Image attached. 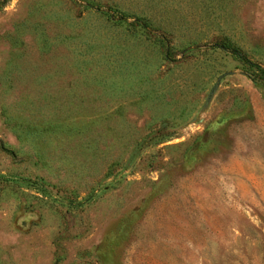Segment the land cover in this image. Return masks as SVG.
Segmentation results:
<instances>
[{
  "label": "rangeland",
  "instance_id": "obj_1",
  "mask_svg": "<svg viewBox=\"0 0 264 264\" xmlns=\"http://www.w3.org/2000/svg\"><path fill=\"white\" fill-rule=\"evenodd\" d=\"M222 41L264 70V0H7L0 264H264V80Z\"/></svg>",
  "mask_w": 264,
  "mask_h": 264
},
{
  "label": "trees",
  "instance_id": "obj_2",
  "mask_svg": "<svg viewBox=\"0 0 264 264\" xmlns=\"http://www.w3.org/2000/svg\"><path fill=\"white\" fill-rule=\"evenodd\" d=\"M6 3H7V0H0V9L4 8ZM113 16H116L118 24L125 25L126 28L131 31L132 35L135 33L136 29L131 28V26L134 27L135 24H137V26L140 28L148 29L149 26L152 24V21L150 18H145V19L143 18L145 20L144 21V20H140V18H138L137 16H134L135 17L134 21L128 23V18L130 17L126 16L125 14H118V15L113 14ZM151 28L152 30H155L157 33H159L157 34L160 37L159 41H166V37L171 35L170 33H172V30H173V29L171 30L170 26H168L165 29L164 27H160V25L153 26ZM216 44H217L216 46H218L220 49L230 53L233 57L237 58L240 62H242L244 66H247L248 67L247 72H250L251 70L250 68L255 67L258 70L257 72L259 73L253 71L254 73H251V74H253L254 77H257L258 79L264 80V70L260 69V67L258 66L252 65V63L248 61L246 56L237 47L232 46L230 43H225L224 41H222L220 44L219 43H216Z\"/></svg>",
  "mask_w": 264,
  "mask_h": 264
}]
</instances>
